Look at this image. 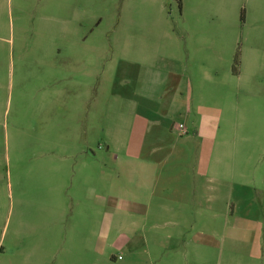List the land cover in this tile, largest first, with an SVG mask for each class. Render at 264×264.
I'll list each match as a JSON object with an SVG mask.
<instances>
[{"label":"rangeland","instance_id":"374dc122","mask_svg":"<svg viewBox=\"0 0 264 264\" xmlns=\"http://www.w3.org/2000/svg\"><path fill=\"white\" fill-rule=\"evenodd\" d=\"M172 61L240 186L189 151L182 207L128 152ZM0 264H264V0H0Z\"/></svg>","mask_w":264,"mask_h":264},{"label":"crops","instance_id":"0c3cea01","mask_svg":"<svg viewBox=\"0 0 264 264\" xmlns=\"http://www.w3.org/2000/svg\"><path fill=\"white\" fill-rule=\"evenodd\" d=\"M184 70L185 66L176 64L175 61L171 62L169 68H156L155 72L162 73L159 94L152 96L151 92L150 95L145 92L139 93L142 102L145 104L143 105L144 108H142L143 115L138 117L135 128L137 129L140 125L141 130L137 132L134 128L130 138L135 137L139 133L137 138L139 136H142V138L137 140L142 141L135 148L132 144V138L129 141V145H133V147H128L138 151L142 150V152L138 153L128 151L131 156L135 154L136 157L143 158V155H140L143 152L146 155L148 153L154 155L152 159L151 155L146 156V159H140L143 161L140 164L143 170L139 176L140 182H142L143 177L147 175V170L155 169L152 196L157 203L170 202L181 207L190 205L195 198L194 182L190 178L191 174L188 170L190 163L186 161V154L189 151V153H193L195 150H200L201 153L195 166L197 167L196 175L201 177L202 180L200 188L202 202L203 200L207 202L211 200L210 186L213 184L226 185L230 183L233 188L234 186L240 187L233 179L236 169L235 162L224 163L220 158V149H222L221 146H224L216 141L218 140L216 118L201 114V129L197 126L190 129L189 123L192 115L190 113V100L186 96L188 88L186 90L187 84L184 78ZM138 85L139 82L135 85V91L137 92ZM86 108L87 105H85L83 112ZM187 148L192 149L187 150ZM224 168L228 170V177H225V174L223 175L222 170ZM121 213L129 214L128 211H121ZM160 214V211L153 213L154 217ZM232 214L233 216L237 215L236 213ZM174 224L177 225L178 223L174 222ZM160 228L162 226L155 222L151 227L154 230L153 232L157 231V233ZM132 232L136 233L134 230ZM200 237L203 244L207 245L204 241L206 235L202 234Z\"/></svg>","mask_w":264,"mask_h":264},{"label":"trees","instance_id":"16d2710c","mask_svg":"<svg viewBox=\"0 0 264 264\" xmlns=\"http://www.w3.org/2000/svg\"><path fill=\"white\" fill-rule=\"evenodd\" d=\"M237 64H238V60H237V56H236L235 66H234V73H237Z\"/></svg>","mask_w":264,"mask_h":264}]
</instances>
